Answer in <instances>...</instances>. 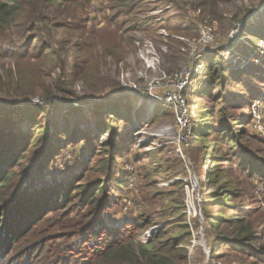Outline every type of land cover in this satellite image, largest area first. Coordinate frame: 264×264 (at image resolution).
<instances>
[{
  "label": "rangeland",
  "instance_id": "obj_1",
  "mask_svg": "<svg viewBox=\"0 0 264 264\" xmlns=\"http://www.w3.org/2000/svg\"><path fill=\"white\" fill-rule=\"evenodd\" d=\"M120 1L51 7L64 29L46 64L30 63L51 83L69 53L68 62L77 63L72 91L90 92L93 74L95 87H105L96 89L98 98L81 105L59 95L48 107L37 97L28 102L32 110L15 108L7 116L16 131L49 135L43 180L64 183L82 175L84 186H107L109 223L138 222L143 240L177 221L184 209L190 233L185 264H264V0H125L123 12ZM24 47L15 29L0 39V74L20 63ZM83 51L93 57L84 66ZM219 120L228 126L226 133L245 128L238 145L228 149L217 135ZM66 125L72 134L67 139L61 135ZM205 132V141L195 140ZM218 145L217 153L230 157L219 172L236 193L223 212L208 205L205 195ZM41 151L29 152L24 166L42 163ZM109 159L113 165L104 174L102 163ZM218 215L242 218L256 240L234 242L241 231L227 222L216 234L210 217ZM143 218L154 224L144 227Z\"/></svg>",
  "mask_w": 264,
  "mask_h": 264
},
{
  "label": "trees",
  "instance_id": "obj_2",
  "mask_svg": "<svg viewBox=\"0 0 264 264\" xmlns=\"http://www.w3.org/2000/svg\"><path fill=\"white\" fill-rule=\"evenodd\" d=\"M78 1L0 0V39L15 29L25 45L22 54L19 53L22 56L20 63L0 74V264H185V246L190 241V233L184 209L180 211L183 216L177 221L161 227L150 238L140 240L139 233H136L140 229L138 222H126L120 226L108 222L105 184L93 181L84 186L80 184L82 175L64 183L43 180V168L52 149L49 135L37 131L38 125L33 122L32 115L28 114L29 121L33 122L37 131L32 137L16 131V124L7 116L8 111L15 108L23 113L35 108L28 106L33 98L40 97L51 107L52 99L69 95L83 105L98 98L96 89H105L103 85L95 87L94 77L90 79L92 74L88 78L90 92L78 96L72 91L77 63L68 62L69 53L65 56L67 64L63 65L56 79L51 77V83L45 81L30 64L33 60L46 64L53 56L56 34L64 29L62 23H56L57 17L53 16L51 7L64 9L66 4ZM88 1L81 0L83 3ZM127 3L120 1L121 12ZM83 54L86 59L80 64L84 66L93 57L85 51ZM64 79L68 83H64ZM218 125L217 135H223L220 138L227 142L228 149L238 145L239 138L246 136L244 127L239 132L226 133L228 126L222 120L218 121ZM65 128L61 135L67 139L72 134L67 132L68 125ZM207 134H198L195 140L205 141ZM77 138L73 135L70 143H76ZM80 140L86 142L88 137ZM42 145L46 146L43 152ZM219 146L214 147L211 154L215 170L209 175L205 195L208 205L214 203L223 212L227 208L226 202L233 200L236 193L229 189L226 175L219 172L223 163L230 162L228 155L225 157L217 153ZM38 151L41 153L37 160H43L42 163H36L32 169L26 168L23 163L27 154H37ZM243 153L249 158L255 156ZM237 158L240 160L239 156ZM112 165L113 159L102 163L104 174ZM17 168H22L19 173ZM173 216L168 215L169 218ZM140 222L146 228L154 224L147 218ZM225 222L241 231L232 239L234 242L246 244L256 240L255 230L243 228L242 218L210 217V227L216 234L222 232L221 224Z\"/></svg>",
  "mask_w": 264,
  "mask_h": 264
},
{
  "label": "water",
  "instance_id": "obj_3",
  "mask_svg": "<svg viewBox=\"0 0 264 264\" xmlns=\"http://www.w3.org/2000/svg\"><path fill=\"white\" fill-rule=\"evenodd\" d=\"M60 101H61V102H64V103H69V104L72 103L71 100L64 99V98H62Z\"/></svg>",
  "mask_w": 264,
  "mask_h": 264
}]
</instances>
